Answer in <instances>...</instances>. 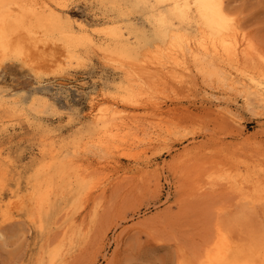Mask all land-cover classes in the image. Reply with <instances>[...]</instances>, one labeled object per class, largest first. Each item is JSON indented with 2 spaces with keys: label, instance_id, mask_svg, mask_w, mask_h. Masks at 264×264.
Wrapping results in <instances>:
<instances>
[{
  "label": "bare ground",
  "instance_id": "1",
  "mask_svg": "<svg viewBox=\"0 0 264 264\" xmlns=\"http://www.w3.org/2000/svg\"><path fill=\"white\" fill-rule=\"evenodd\" d=\"M70 1L0 0V67L6 61L14 60L34 75L33 89L36 92H31V98H23L20 110L24 117L57 113L55 103L65 96L67 85L71 83L78 89L80 85L83 87L73 77H66L68 82L56 76L44 78L40 70L42 67L44 70H47L45 66L63 69L80 64L86 54H94L113 73L112 79H106L99 91L86 92L89 103V111L85 115L88 119L87 129L80 130L82 134L77 137L79 143L75 148L55 153L52 151L49 159L37 163L27 197L30 213L33 218L39 219L40 227L49 222L48 214L52 209L53 213L60 214L61 219H55L59 221L55 222L58 231L52 228L59 235L56 232V238H44L36 256V264H67L78 250H82L81 246L87 240L88 233L84 226L76 222L70 209L80 208L81 203L90 200L91 193L94 195L95 191L92 190L95 187L90 190L89 183L96 167L111 162L108 158L125 147L133 149L156 139L161 130H152L150 123L152 131L140 125V131L133 128L141 115L145 120L153 115L155 118H163L177 109L180 111L179 105L191 103V98L196 95L198 80L205 85L202 89L203 100L214 107L212 111L223 120L240 123L239 113L231 105H222L220 102L227 98L217 96L213 89L235 90L242 97V106L249 114H264V50L256 46L249 33L240 29L237 20L228 12L229 9H225L223 0H153L151 4V0H135L136 4L141 2L144 7H150L149 16L156 24L151 40L138 37L132 40L130 33H124L119 21L107 19L93 27L75 21L68 12ZM108 2L113 8L120 9V0ZM167 13L176 18L180 25L167 18ZM19 96L17 93L0 91V109L10 114L18 110L16 103ZM163 98H169L170 105L176 106L170 108ZM234 100V104L238 102ZM182 109H189V105ZM179 118L182 119V115ZM170 128H166L167 133ZM218 175L205 184L209 190L223 185L236 193L240 199L239 211L229 217L219 211L218 216L223 215L225 218L220 221L221 218L219 220L217 216L212 237L204 242L206 244L203 243V248L195 256L190 258V255L182 253L177 263L264 264V223L258 224L255 222L257 219L252 218L258 211L255 206L264 207V181L262 183L257 177L243 179L230 173ZM63 188L72 191L78 201L71 205H66L67 202L59 205L53 202L51 195L54 194L53 200L57 201L62 198L57 192ZM62 199H65L64 196ZM100 202L94 201L93 218L100 211ZM81 214L84 218V213ZM249 223L254 225L249 226Z\"/></svg>",
  "mask_w": 264,
  "mask_h": 264
},
{
  "label": "rangeland",
  "instance_id": "2",
  "mask_svg": "<svg viewBox=\"0 0 264 264\" xmlns=\"http://www.w3.org/2000/svg\"><path fill=\"white\" fill-rule=\"evenodd\" d=\"M95 1L71 0L68 12L72 19L92 27L107 19L115 20L120 22L126 35L130 33L132 40L136 37L152 39L156 24L149 16L150 7H144L141 2L136 4L135 0H120V9H114L108 0ZM224 4L240 29L249 33L256 46L264 50V0H223ZM171 16L166 14L174 24L180 25ZM51 67L40 69L44 78L56 76L68 82L66 77H73L83 87L78 85V89L68 84L65 96L55 103L57 113L36 114L30 118L24 117L20 109L23 98H31V92H36L33 89V72L14 60L6 61L0 67V91L21 95L16 103L18 110L10 114L0 109V264H36L37 253L45 239L56 238V223L61 219L59 213H53V209L49 211V222H45L43 227L38 225L39 219L33 218L30 213L27 197L33 173L37 163L52 156L50 152L75 148L79 143L77 137L82 134L80 130L87 129L88 119L85 115L89 111V103L86 92L99 91L106 79H112L113 74L94 54H86L77 65L63 69ZM198 82L191 103L179 105L181 112L177 109L163 118L153 115L146 117V121L143 115L139 117L134 129L140 131L141 127H147L161 130L158 136L154 135L157 137L152 143L142 144H146L148 149L142 145L133 149L128 147L129 150L125 147L108 158L111 162L95 168L93 175L96 178L92 175L89 183L90 190L95 187L92 190L95 191L94 195L91 193L90 200L81 203L80 208L70 209L76 222L86 229L88 237L81 246L82 250H78L67 264H178L183 254L191 258L203 248L204 242L212 237L218 217L222 221L239 211L240 199L236 193L223 185L209 190L206 181L220 173H230L243 179L257 177L263 183L264 114H249L242 106V97L235 90L213 89L217 96L227 98L220 102L222 105L228 104L238 110L240 123L225 121L215 115L212 111L214 107L205 103L202 97L205 85ZM81 88L84 90L81 91ZM234 99L238 100L235 104ZM162 100H166L170 108L176 106L170 105L169 98ZM188 105V112L182 109ZM181 115L182 119L179 118ZM164 127L170 128V132L167 133ZM136 154L139 158H136ZM57 195L65 198L54 201L52 194V201L58 205L62 202L71 205L78 201L69 189H59ZM96 200L101 201L102 205L98 215L93 218L92 208ZM255 207L258 211L252 218L257 219L255 222L258 224L264 223V219L261 220L264 207ZM219 211L225 215L224 218L223 215L218 216ZM81 213H84V218L80 216ZM52 228L57 231L54 232Z\"/></svg>",
  "mask_w": 264,
  "mask_h": 264
}]
</instances>
